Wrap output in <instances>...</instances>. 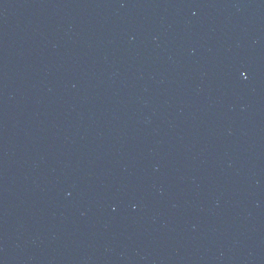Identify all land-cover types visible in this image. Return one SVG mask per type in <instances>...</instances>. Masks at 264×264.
Segmentation results:
<instances>
[{
    "label": "water",
    "instance_id": "water-1",
    "mask_svg": "<svg viewBox=\"0 0 264 264\" xmlns=\"http://www.w3.org/2000/svg\"><path fill=\"white\" fill-rule=\"evenodd\" d=\"M0 264H264V0H0Z\"/></svg>",
    "mask_w": 264,
    "mask_h": 264
}]
</instances>
